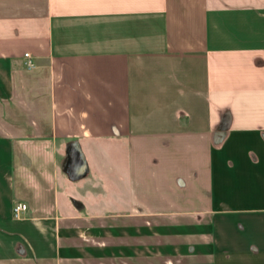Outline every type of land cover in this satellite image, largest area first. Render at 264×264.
<instances>
[{"label": "crops", "instance_id": "crops-1", "mask_svg": "<svg viewBox=\"0 0 264 264\" xmlns=\"http://www.w3.org/2000/svg\"><path fill=\"white\" fill-rule=\"evenodd\" d=\"M0 264H264V0H0Z\"/></svg>", "mask_w": 264, "mask_h": 264}, {"label": "built area", "instance_id": "built-area-1", "mask_svg": "<svg viewBox=\"0 0 264 264\" xmlns=\"http://www.w3.org/2000/svg\"><path fill=\"white\" fill-rule=\"evenodd\" d=\"M24 57L27 58L25 64L28 68H32L34 65L32 64L31 60H30V54L29 53H25ZM25 211H27V205L26 203H17L14 207H13V217L17 220L22 218V214L25 213Z\"/></svg>", "mask_w": 264, "mask_h": 264}, {"label": "rangeland", "instance_id": "rangeland-1", "mask_svg": "<svg viewBox=\"0 0 264 264\" xmlns=\"http://www.w3.org/2000/svg\"><path fill=\"white\" fill-rule=\"evenodd\" d=\"M227 135H228V132L227 131H225L222 135H220V138L218 139V141H216V143H214V145H215V148L220 152L221 151V148H222V144L224 143V141L226 140V137H227ZM263 140V139H262ZM255 145V144H254ZM253 145V146H254ZM252 146V147H253ZM248 149L249 148H251V147H247ZM249 153V155H250V153L251 152H248ZM219 190H218V192H217V194L219 195V191H220V188H218Z\"/></svg>", "mask_w": 264, "mask_h": 264}]
</instances>
